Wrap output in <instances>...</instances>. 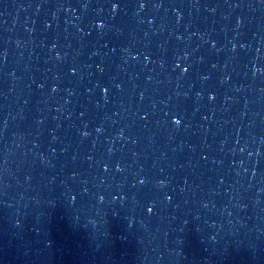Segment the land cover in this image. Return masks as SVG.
I'll use <instances>...</instances> for the list:
<instances>
[{
	"label": "water",
	"instance_id": "water-1",
	"mask_svg": "<svg viewBox=\"0 0 264 264\" xmlns=\"http://www.w3.org/2000/svg\"><path fill=\"white\" fill-rule=\"evenodd\" d=\"M0 264H264V0H0Z\"/></svg>",
	"mask_w": 264,
	"mask_h": 264
},
{
	"label": "clouds",
	"instance_id": "clouds-1",
	"mask_svg": "<svg viewBox=\"0 0 264 264\" xmlns=\"http://www.w3.org/2000/svg\"><path fill=\"white\" fill-rule=\"evenodd\" d=\"M176 123H179V121H176Z\"/></svg>",
	"mask_w": 264,
	"mask_h": 264
}]
</instances>
